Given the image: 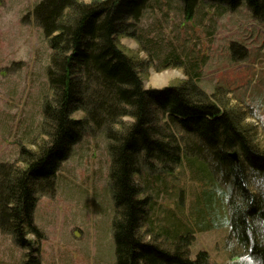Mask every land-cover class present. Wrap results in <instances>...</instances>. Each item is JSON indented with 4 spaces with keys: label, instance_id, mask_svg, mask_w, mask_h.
Returning <instances> with one entry per match:
<instances>
[{
    "label": "rangeland",
    "instance_id": "1",
    "mask_svg": "<svg viewBox=\"0 0 264 264\" xmlns=\"http://www.w3.org/2000/svg\"><path fill=\"white\" fill-rule=\"evenodd\" d=\"M41 1L0 0V165L24 168L22 149L36 151L49 141L44 107L52 95L53 50L33 19ZM117 41L137 64L145 89L196 85L208 100L195 101L212 102L229 113L249 144L264 153V22L253 16L246 0L236 10L200 0L190 18L182 0H150L135 37L117 36ZM154 116L157 137L180 146L181 161L167 168L158 160L140 159L134 181L139 198L148 200L141 238L173 251L186 237L181 249L193 261L206 252V264H261L229 241L233 186L215 173L207 152L188 153L201 141L182 128L181 117L177 124L161 110ZM120 120L117 131L134 118ZM109 146L107 130L84 132L60 165L54 193H37L38 233L26 236L27 246L0 228V264H25L31 258L34 264H117ZM230 152L242 159L239 147ZM258 186L250 182L253 191Z\"/></svg>",
    "mask_w": 264,
    "mask_h": 264
},
{
    "label": "trees",
    "instance_id": "2",
    "mask_svg": "<svg viewBox=\"0 0 264 264\" xmlns=\"http://www.w3.org/2000/svg\"><path fill=\"white\" fill-rule=\"evenodd\" d=\"M190 18L200 0H182ZM236 10L243 0H212ZM254 17L264 22V0H246ZM150 0H42L33 10V19L43 29L53 50L48 77L52 95L44 107L49 141L36 151L22 149L24 168L0 165V228L12 234L23 248L26 236L38 233L34 224L37 193L53 194L60 165L88 129H105L110 140L111 188L116 206L113 220L117 264H206L208 255L188 258L180 237L173 251L145 242L140 227L148 200L140 199L134 176L140 159L158 160L165 166L181 161V148L157 137L155 110H161L201 144L188 153L212 157L213 170L226 184L229 194V241L264 264V153L249 144L235 119L220 112L191 83L162 89H145L137 64L117 41V36L136 35L137 24ZM84 111L85 117H73ZM131 115L129 127L117 131L120 117ZM239 147L236 161L230 150ZM188 151V150H187ZM168 168V166H167ZM258 183L253 191L250 182ZM31 258L30 256H28ZM27 257V258H28ZM33 258L25 264H34Z\"/></svg>",
    "mask_w": 264,
    "mask_h": 264
},
{
    "label": "water",
    "instance_id": "3",
    "mask_svg": "<svg viewBox=\"0 0 264 264\" xmlns=\"http://www.w3.org/2000/svg\"><path fill=\"white\" fill-rule=\"evenodd\" d=\"M230 155H231L235 160H238L237 152H232V153H230Z\"/></svg>",
    "mask_w": 264,
    "mask_h": 264
}]
</instances>
